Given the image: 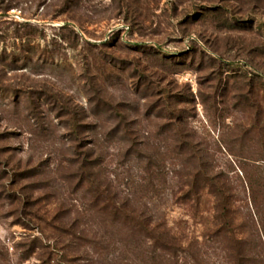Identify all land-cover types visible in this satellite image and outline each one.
Masks as SVG:
<instances>
[{"label": "rangeland", "instance_id": "374dc122", "mask_svg": "<svg viewBox=\"0 0 264 264\" xmlns=\"http://www.w3.org/2000/svg\"><path fill=\"white\" fill-rule=\"evenodd\" d=\"M2 2L11 8L0 10V170L8 166L0 185L16 177L11 167L29 173L40 166V174L20 186L48 181L50 187L33 193L43 201L24 212L0 188V264H227L225 247L211 234L213 199L202 195L196 204L192 197L195 205L178 199L184 167L170 149L177 117V128L196 132L205 165L222 172L232 186L236 232H243L257 258L264 257V231L258 226L264 227V212L255 216L246 208L248 192L240 173L251 159L264 156V148L256 146L255 132L236 140L235 127L248 128L254 111L246 101L244 112V99L236 92L244 83L232 78L233 70L264 77V0ZM206 10L204 21L189 23L195 12ZM26 22L33 30L30 42L14 36L17 25ZM106 43L113 47H103ZM22 46L26 53L21 55ZM246 84L244 98L252 103L256 92L263 98L264 120L263 83ZM24 93L35 101L32 109ZM65 107L83 118L87 127L81 140L95 146L98 170L114 192L146 203L154 220L182 238L197 262L184 253L176 263L167 256L162 260L142 239L125 237L102 217L81 218L86 197L75 190V182L61 179L74 155ZM117 112L142 143L141 158L125 156L127 140L120 133L109 135ZM151 155L160 173L154 168L147 173ZM59 210H70L72 221L80 216V228L88 235L84 241L63 238L49 227L60 226L53 223ZM32 241L35 253L25 259L23 246Z\"/></svg>", "mask_w": 264, "mask_h": 264}, {"label": "trees", "instance_id": "16d2710c", "mask_svg": "<svg viewBox=\"0 0 264 264\" xmlns=\"http://www.w3.org/2000/svg\"><path fill=\"white\" fill-rule=\"evenodd\" d=\"M2 3V0H0V10L7 12L11 6H2ZM195 13V19L189 21L191 24H195L198 21H204L208 13H210V10ZM126 20L128 19L126 18ZM17 26L18 28L14 31V36L18 39H25L26 42H30L32 39L30 35L33 32V30H30L31 25L26 22ZM67 26V24H64L61 27V30L67 28ZM72 33L74 38L77 39L73 30ZM102 46L113 47V45L108 43L102 44ZM22 48L21 55L26 53L24 46H22ZM18 57L13 58L14 61H17ZM153 58L162 57L155 55ZM233 72V80L238 78L239 81L244 83L241 87L237 88V97H243L244 106L247 101L246 104L248 107L254 111L248 128L241 129L235 127L236 140L240 138H244V140L247 138L249 139L250 134L255 132L254 135L258 134L256 135L257 139H255L256 146L264 148V120L262 116L263 108L261 106L263 98L260 96L259 92H256V95L253 96L254 102L251 103L249 99L244 98L247 96H243L247 88L246 83L251 84L255 79H257L259 83H263L259 90L264 93V77H262L263 75L256 74V78H252L246 73L241 75L242 72L238 73L234 70ZM24 96L28 103L27 109H32L35 105V101L32 100L28 93H24ZM19 97L20 95L17 93L13 95L12 105L15 108L18 105ZM54 97V101L59 102L57 97ZM101 103H103L104 106L107 104L104 103L103 100ZM238 104L243 105V102L239 101L237 105ZM61 105L63 106V104ZM248 107H244V112H247ZM65 109L67 110H65L66 112L63 116H67L66 123L68 124L70 133L74 137L72 145L74 155L68 163V171L63 172L64 176L61 179L66 182H75V190H81L84 194H82V196L86 197L83 210L79 213L81 218L86 217L87 214L102 217L104 221L108 222L110 226L114 227L118 233H122L125 237L142 239L149 245L151 251L162 260H165V257L167 256L170 260H173V263H176L177 255L179 253H184L197 262L196 255L189 251L190 247L184 244L185 242L182 238L176 237L173 234V230L167 228L166 224L154 220L146 209V203L140 204L128 197L120 198V196L114 192L111 182L103 179L101 172L98 170L101 158L94 150L95 146L92 144V146H87L84 141L81 140L83 129L87 127L83 123V118L69 108L65 107ZM58 115L59 117H62L60 114ZM33 117L35 116L33 115ZM116 119L118 120L117 124L109 132V135L115 137V135L120 133L123 138H126L127 140V143L125 144V156L141 158L142 143L135 140L136 138H133L132 134L130 135L129 123L126 121L125 116L117 112ZM179 124L180 121L178 117L173 118V128L175 130L173 131L172 147L170 148L172 154L174 153L176 159L181 160V166L184 167V172L180 173L177 182L179 191L182 192L180 195L181 198L178 199H181V201H184L186 204L195 201L197 204L199 197L202 195L209 196L213 199L211 216V230L213 232L211 234L217 242L225 247L227 264H264V257L262 259L257 258V255L249 246L246 237L242 235L243 232L241 231L237 233L235 230L236 212L233 206L235 202V194L233 193V188L229 184V181L221 177L223 176L222 172L214 173L212 168H209L207 164L205 165L206 155H203V150L198 148L196 132L194 130L183 131L177 128V125ZM90 127L92 128V125H90ZM153 158L154 156L152 155L147 158L148 168L146 171L150 174L153 173L155 169L156 172L160 173L162 171L161 167H154L155 163L153 162ZM250 162L251 163L247 165V169L243 167L241 168L240 173L243 175L242 184L245 185L248 192L246 208H251L252 213L255 216H259L264 212V170L258 162H263L262 164H264V156L258 159H251ZM1 166L2 164L0 163V168ZM39 167L40 166H37L29 173L20 172L19 168L11 167L12 173L16 172V177L14 176L9 184L0 185V188L2 189L1 192L6 194V198H10L12 201L17 200L15 203L17 211L21 210L24 212L28 207L34 208L35 206H40L43 201L41 197L33 198L32 194L48 189L50 187L48 181L42 184H37L36 182L31 181V183L29 182L30 184H27L26 186H20L22 181L38 176L40 174ZM3 168L2 171L0 170V181H2L4 176L8 174V166L4 165ZM152 185L153 183L149 182L148 186ZM192 197L196 198V200H191ZM45 200H51L50 195H46ZM56 207L57 205L55 208ZM59 211L62 212V210ZM34 215V218L38 219L37 214L34 213ZM80 216L72 221L70 219V210H65V212H62L61 216L58 215V217L53 219V223L59 221L60 226L55 228L50 225L49 227L63 238L66 237L71 240L77 239L84 241L86 239L85 237L88 235H86L84 230L80 228ZM17 223L19 224V222ZM258 226L263 228L264 231L261 222H258ZM33 243H35V241H32L28 246H23L25 249L23 257L25 259L31 257L35 253L34 249L36 246L33 245ZM262 247L264 249V245H262ZM23 248L21 247V249ZM61 263L62 261H59L56 264ZM110 264L119 263L112 262Z\"/></svg>", "mask_w": 264, "mask_h": 264}]
</instances>
